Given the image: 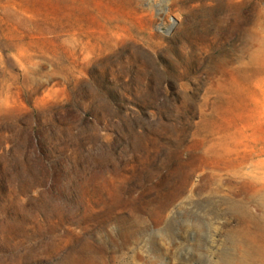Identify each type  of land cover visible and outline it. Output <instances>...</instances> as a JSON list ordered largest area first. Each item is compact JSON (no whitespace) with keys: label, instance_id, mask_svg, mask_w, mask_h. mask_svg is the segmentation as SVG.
<instances>
[{"label":"rangeland","instance_id":"rangeland-1","mask_svg":"<svg viewBox=\"0 0 264 264\" xmlns=\"http://www.w3.org/2000/svg\"><path fill=\"white\" fill-rule=\"evenodd\" d=\"M20 8L0 13V264H216L227 223L259 231L228 205L264 161V0Z\"/></svg>","mask_w":264,"mask_h":264},{"label":"bare ground","instance_id":"bare-ground-1","mask_svg":"<svg viewBox=\"0 0 264 264\" xmlns=\"http://www.w3.org/2000/svg\"><path fill=\"white\" fill-rule=\"evenodd\" d=\"M20 1L22 0H0V13L13 10L20 13ZM253 165L242 174L247 175L245 177L252 183L250 191L243 198L230 201L228 209L234 214L242 215L243 222L250 220L256 224L259 231H254L251 224L250 227H247L248 224L234 227L227 223L223 229L227 238L226 248L216 264H264V161ZM252 203L256 205L257 211L253 210ZM193 225L200 232L205 229L201 222Z\"/></svg>","mask_w":264,"mask_h":264}]
</instances>
